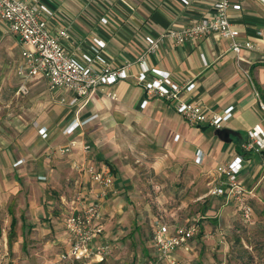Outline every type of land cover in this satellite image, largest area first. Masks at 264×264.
I'll use <instances>...</instances> for the list:
<instances>
[{
  "label": "crops",
  "instance_id": "0c3cea01",
  "mask_svg": "<svg viewBox=\"0 0 264 264\" xmlns=\"http://www.w3.org/2000/svg\"><path fill=\"white\" fill-rule=\"evenodd\" d=\"M216 1L40 0L54 11L48 18L51 29L54 32L68 30L70 39L65 43L70 51L77 53L80 46L86 49L82 45L86 39H105L107 47L102 56L113 67L130 63V76L79 98L75 104L69 103L73 98L70 90L48 89L45 81L40 80L45 78H21L18 75V82L13 79L14 87H8L15 91L13 108L7 113L10 124L5 126L4 141H0V264L12 252L26 251L24 235L32 229L53 230L65 248L69 245L67 230L63 231L58 222L62 208L57 205L70 207V204L57 187L67 180L74 185L78 175L74 162H81L85 155L88 162L98 168L108 162L115 166L114 185L102 199L104 231L97 241L117 238L120 232L112 227V222L118 220L125 225L128 221L124 213L127 200L121 193L126 195L130 182L126 165L118 160L130 147L145 149L154 156L168 153L158 162L157 169L180 163L188 169L195 166L198 177L202 171H208V177H201L198 188L208 180L209 190L216 167L241 155L239 181L250 191L253 221L243 222L245 226L240 224L236 220L234 201L210 191L201 195L209 197L201 203V209L207 211L208 217L203 214L198 219L207 217L205 221L218 224L222 235L232 232L234 236H240L245 245L261 238V232L264 235V224L258 220L264 217V149L237 150V146L248 139L250 128L260 125L264 130V109L259 104L260 99H264L255 85L259 82L264 89V34H258V31H264V0H234L241 8L229 11L232 22L240 30V38L256 42L260 52L243 50L239 56L231 49L230 39L213 33L183 43L171 38L160 39L170 29H182L203 17L213 16ZM102 18H107V22ZM0 32L13 35L1 17ZM148 36L158 40L153 51H149ZM201 53L207 59L206 66ZM141 57L151 67L144 82L159 77L161 71L170 72L179 83H193L189 90H183V98L199 105L205 112H222L233 106V116L224 123V128L231 130V141L215 134L216 128L188 122L173 102L155 93L148 94L143 88L144 82L138 79L141 72L138 59ZM24 82L28 87L22 92ZM4 117L0 120V129L2 125L4 127ZM76 119L81 124L71 133H65L64 129ZM42 130L48 133L46 137ZM81 138L92 143L93 151L85 152L76 147L65 160L49 159L54 148ZM198 154L201 164H194ZM84 185L87 196L93 197L96 185L88 173L84 174ZM15 210L21 214L20 228L24 233L11 238L9 233L11 236L15 233L18 222ZM42 218H54L58 225H47V220L42 221ZM247 228L254 230L246 238L243 232ZM237 256L241 261L258 259L251 253H237Z\"/></svg>",
  "mask_w": 264,
  "mask_h": 264
},
{
  "label": "built area",
  "instance_id": "2783aa9c",
  "mask_svg": "<svg viewBox=\"0 0 264 264\" xmlns=\"http://www.w3.org/2000/svg\"><path fill=\"white\" fill-rule=\"evenodd\" d=\"M183 1L188 3V0ZM214 8L213 16L203 17L182 29H170L164 32L160 39L171 38L183 43L213 33L218 37L230 39L231 49L239 56L243 50L260 52L256 42L240 38V30L230 18L231 8H241L239 2L217 0ZM53 13V9L40 0H0V17L7 22L20 47L21 60L18 64V73L22 77L45 78L52 90L67 88L73 93L69 103L75 104L79 98L88 96L94 91L104 90L106 86L130 76L128 72L130 63L113 67L102 56L103 49L107 47L105 39L100 37L86 39L82 42L86 49L83 50L80 46L77 53L70 51L65 43L70 39L68 30L64 28L54 32L51 29L48 18ZM102 21L107 22V18H102ZM258 34L262 35L264 31H258ZM147 40L150 43L149 51H153L158 45V40L151 36H148ZM201 59L205 66L208 65L203 53ZM138 63L141 67L138 79L144 82L151 67L144 57L139 58ZM159 74V77L144 82L143 88L148 94L155 93L173 102L176 110L191 124H206L221 129L233 116V106L222 112L208 113L199 105L189 103L183 98L182 92L189 90L193 83H179L173 79L170 72L161 71ZM110 95L116 97L115 93L110 92ZM259 104L264 109V100L260 99ZM80 124V120H73L64 132L69 134ZM42 135L46 137L48 133L42 130ZM247 137L242 145L245 150L264 149V130L260 125L250 128ZM76 147L88 152L91 145L84 140L72 139L66 145L57 148L64 154L72 152ZM242 159V156L238 155L233 161L223 162L217 166L214 178L209 182L210 192L227 200H233L244 220L252 222L253 207L248 196L250 191L239 181ZM74 167L78 173L75 179L76 189L66 220L69 245L59 253L55 264H62L75 258L99 259L112 250L109 242L97 241L104 231V224L101 221L102 199L114 185L112 169L108 165L96 167L95 164L88 162L87 155L81 162L75 161ZM85 173L89 174L96 185L93 197L86 195ZM200 231V219L181 224L176 220L168 222L164 218L156 219L153 224L152 242L160 260L179 264L174 253L180 248L189 250L191 240L196 238ZM222 264L227 263L222 262Z\"/></svg>",
  "mask_w": 264,
  "mask_h": 264
},
{
  "label": "rangeland",
  "instance_id": "374dc122",
  "mask_svg": "<svg viewBox=\"0 0 264 264\" xmlns=\"http://www.w3.org/2000/svg\"><path fill=\"white\" fill-rule=\"evenodd\" d=\"M19 55L20 47L16 38L10 32H0V120H2V116H5L3 119L4 127L2 125L0 129V141H4L2 138L6 137L7 132V127L5 126H9L10 124L8 122L10 118L7 113L11 111L14 104L15 91L11 90L14 87L13 79L18 82L19 76L21 77L18 73V64L21 60ZM40 80L45 81L49 89L47 81L45 79ZM27 85L25 82L22 84V92L23 90L27 91ZM8 87H11V89L8 90ZM8 130L11 129L8 127ZM8 132L11 133L10 131ZM80 140L84 139L81 138ZM86 142L91 145L90 150L93 151L92 143L89 141ZM70 153L63 154L56 147L51 152L52 155L51 157L49 156V159L54 160L59 158V160H65L64 158ZM167 155L168 153L154 156L145 149L140 150L137 147H130L126 154L121 157V160H118L126 165H124L126 167V175L130 178V182L127 184L128 191H126V195L124 196V193H121L125 200H127L124 213L127 215L128 221H126L125 225H123V222H118V220L112 222V227H115L120 233L116 235L118 236L117 238L113 236L107 239V242L112 245L111 253L105 256L108 264L114 262L117 264H171L167 260H160L153 245V224L156 219L164 218L168 222L176 220L181 224L198 219L200 218L199 215H208L207 211L204 212L201 209V203L205 198H209L201 196L210 191L209 185L206 184L208 180L199 188L198 182L202 179L201 177H208L209 172L202 171L198 177L199 174H197L195 166L188 169L185 168L184 164L180 163H177V166L167 165L163 169H157L158 162L166 158ZM199 156V154L196 155V159L193 161L194 164H201V158ZM107 165L112 169L116 177L113 170L115 167H113L114 164L112 165L108 162ZM57 188L61 189L62 194L67 197L66 199L71 204L76 189L75 182L74 185L73 183L70 185L68 180L63 181L62 185ZM57 206L60 209L62 208L58 222L62 226L63 231L67 230L65 223L71 209L67 205ZM16 217L18 222L15 226V233L12 236L9 233L11 238H16L19 234L23 235L24 233H22L20 228V220H22L21 214L17 213ZM207 217L200 219L201 231L196 238L191 240L190 249L180 248L177 250L178 252L176 251L174 253L177 263L222 264V262H226L227 264H264V235L262 232L259 236L261 238L256 242L245 245L242 240L240 241L241 237L234 236L232 232H227L223 236L220 233L218 224L205 221L208 219ZM53 219L42 218V221H50L45 222L47 225H58ZM236 220L243 226H245L243 222H247L238 209ZM258 220H261V223L264 224V217H260ZM252 230L254 228L245 229L244 232L242 231L245 233L243 236L247 238L252 233ZM8 231L10 230L8 229ZM24 236L26 238L24 237L23 242L27 241L25 246L26 251L23 252L21 249L20 254L12 252L10 257L6 256L3 264H55L58 254L65 249L64 243L57 239L58 237L54 234L53 230L45 232L32 229ZM35 239L37 240L35 241ZM231 242H233L232 245ZM225 243H227V246ZM237 253L245 255L249 253L251 255L256 254L258 259L241 261ZM18 255H22V257Z\"/></svg>",
  "mask_w": 264,
  "mask_h": 264
},
{
  "label": "trees",
  "instance_id": "16d2710c",
  "mask_svg": "<svg viewBox=\"0 0 264 264\" xmlns=\"http://www.w3.org/2000/svg\"><path fill=\"white\" fill-rule=\"evenodd\" d=\"M256 85V89L259 91L261 97L264 99V89L262 88V86L259 84V82H255ZM62 264H108L106 261V257H102L97 261H90L88 259H78L75 258L74 260H72L71 262H64ZM111 264H117V263H111Z\"/></svg>",
  "mask_w": 264,
  "mask_h": 264
},
{
  "label": "water",
  "instance_id": "95a60500",
  "mask_svg": "<svg viewBox=\"0 0 264 264\" xmlns=\"http://www.w3.org/2000/svg\"><path fill=\"white\" fill-rule=\"evenodd\" d=\"M215 134H217L221 139H223V140H225L227 142L231 141V137H230L231 130L228 129V128L216 129L215 130ZM237 150L239 152H242L243 151L242 145L239 144L237 146Z\"/></svg>",
  "mask_w": 264,
  "mask_h": 264
}]
</instances>
